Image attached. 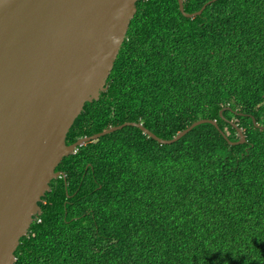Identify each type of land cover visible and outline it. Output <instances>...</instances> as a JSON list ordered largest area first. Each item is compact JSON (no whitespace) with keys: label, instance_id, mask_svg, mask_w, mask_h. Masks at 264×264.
<instances>
[{"label":"trees","instance_id":"obj_1","mask_svg":"<svg viewBox=\"0 0 264 264\" xmlns=\"http://www.w3.org/2000/svg\"><path fill=\"white\" fill-rule=\"evenodd\" d=\"M212 0H183L194 13ZM16 264H264V0H140ZM223 111V114H221ZM244 130L239 140L233 123ZM225 132L229 139H226Z\"/></svg>","mask_w":264,"mask_h":264},{"label":"water","instance_id":"obj_2","mask_svg":"<svg viewBox=\"0 0 264 264\" xmlns=\"http://www.w3.org/2000/svg\"><path fill=\"white\" fill-rule=\"evenodd\" d=\"M138 1L0 0V264H16L21 239L41 214L51 182L66 175L58 166L79 146L126 126L162 144L203 123L220 129L216 120L200 119L164 139L131 121L67 143L86 103L108 89ZM179 2L187 17L201 15L208 5L189 13ZM234 126L240 139L230 143H245L243 129Z\"/></svg>","mask_w":264,"mask_h":264},{"label":"clouds","instance_id":"obj_3","mask_svg":"<svg viewBox=\"0 0 264 264\" xmlns=\"http://www.w3.org/2000/svg\"><path fill=\"white\" fill-rule=\"evenodd\" d=\"M253 117H254V116H252V118H253ZM254 118H255V117H254ZM255 119H256V118H255ZM216 121H217V120H216ZM253 121H254V120H253ZM256 121H257V120H256ZM217 122H218V121H217ZM232 123H233V125H234V124H235V125H238V124H236V123H234V122H232ZM257 124H258V123H257ZM238 126H239V125H238ZM258 126L261 127L262 125L258 124ZM234 127H235V126H234ZM239 127H240V126H239ZM263 127H264V126H263ZM235 128H236V127H235ZM240 128H242V127H240ZM243 131H244V130H243ZM237 132H238V131H237ZM223 133L225 134V132H223ZM244 133H245V132H244ZM225 135H226V134H225ZM225 135H224V136H225ZM226 136H227V135H226ZM226 136H225V138H226V139H229V138H227L228 136H227V137H226ZM238 136H239V135H238ZM246 137H247V136H246ZM239 139H240V137H239ZM230 141H231V140H229V142H230ZM237 141H238V140H237ZM233 142H235V141H233ZM38 216H39V215H38ZM38 216H36V220L38 219ZM36 220H35V221H36Z\"/></svg>","mask_w":264,"mask_h":264}]
</instances>
